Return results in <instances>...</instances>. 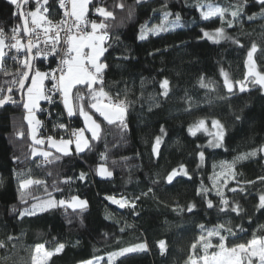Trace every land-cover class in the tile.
Segmentation results:
<instances>
[{
    "label": "trees",
    "instance_id": "16d2710c",
    "mask_svg": "<svg viewBox=\"0 0 264 264\" xmlns=\"http://www.w3.org/2000/svg\"><path fill=\"white\" fill-rule=\"evenodd\" d=\"M42 1L38 5L36 0H30L22 10H34L42 5L49 9L50 17L58 18L55 0H47L46 4ZM199 2L227 9L225 21L231 20L232 26L222 24L218 16L203 20L201 10L195 7L197 0H142L140 3L94 0L88 14L91 20L102 19L94 12L98 6L114 14L107 20L110 25L107 51L101 59L109 65L104 75L106 90L128 102L127 127L121 128L118 122L113 125L105 122L101 140L93 142L91 151L80 155L63 156L49 149L60 159L38 164V157L31 155L33 141L24 119L23 102L18 104L19 91L16 88L12 93L7 91L15 77L0 71L4 95H11L15 101L0 106V241L6 245L0 247V264H32L37 244H43L48 251L64 245L45 264H80L94 257L104 259L110 252L140 243L147 245L145 250L127 253L114 264H166L157 247L158 241L170 244L176 232L183 229L194 232L200 230V225L205 229L218 224L231 228L235 237L226 231L223 233L229 247L252 239L254 234L264 236V208L257 207L259 195L264 193V183L259 179L264 177V91L251 78L245 80V61L253 43L257 46L253 54L257 71L264 72L261 6L257 0H247L243 13L234 19L230 12L245 0ZM120 3L123 9L117 7ZM165 4L167 8L162 7ZM17 11L9 0H0V29L21 25L19 16L13 15ZM165 11L171 13L167 20ZM253 13L257 14L256 18L248 20ZM177 14L179 26L173 27L171 22L176 21ZM142 25L148 28L163 25L168 30L157 35L149 33L146 39L140 40ZM221 26L225 37L231 39L215 43L201 31L214 33ZM53 63V59L36 57L34 60L35 66L44 72ZM5 68L10 73L16 72L14 65L7 64ZM221 70L233 82L232 92L224 87ZM164 79L169 81L167 96L160 88ZM202 80L208 87H201ZM237 81L247 86L244 92L238 88ZM55 107L56 117L65 122L63 108ZM71 119L76 126H82L78 114ZM200 119L208 125L217 120L223 126L220 147L210 146L216 136L202 129L195 136L189 134V127ZM157 136L161 137V143L159 155L154 158L151 148ZM36 146L47 148L45 144ZM106 148V160L101 161L100 153ZM200 152L204 153L203 159ZM252 152L256 155H250ZM240 156L245 158L238 160ZM101 163L113 173L111 177L96 175ZM181 165L187 175H178L168 184L166 176L173 169L179 170ZM81 172L87 173L83 182L78 179ZM229 172L235 173L234 178ZM21 173L23 178L31 175L43 180L57 200L76 195L86 200L87 207L73 209L67 204L58 205L55 209L21 217L20 212L37 202L35 198H47L44 185L20 189ZM67 177L73 178L70 183L64 182ZM54 182L61 191H53ZM201 188L208 191L198 195ZM218 191L229 201L224 211H221L223 205ZM115 195L128 196L135 202L134 209L128 206L121 209L108 203L105 197ZM209 200L213 203L211 208L207 206ZM189 204L195 205L191 212L187 210ZM236 205L239 214L231 211ZM212 239L218 243L217 238ZM213 250L218 249H209V252ZM202 255V249L196 252L191 249L192 257Z\"/></svg>",
    "mask_w": 264,
    "mask_h": 264
},
{
    "label": "snow or ice",
    "instance_id": "6c2138e0",
    "mask_svg": "<svg viewBox=\"0 0 264 264\" xmlns=\"http://www.w3.org/2000/svg\"><path fill=\"white\" fill-rule=\"evenodd\" d=\"M94 0H59L60 7L64 10V19L60 22V29L63 32L61 36V31H54L53 29L56 25L53 21L49 20L42 13H47L48 8L42 5L35 10L23 11L20 10L22 5H27L30 0H9V3L14 5L16 9L20 10L14 12L13 15H18L21 25H17L12 29L11 37L6 36L3 29H0V71H3L5 75H13L15 78L9 82L7 91L12 93L14 88L18 86V90L23 96L26 90L27 99L23 101V107L27 111V115L24 119L28 124V134L33 141L31 155L33 157H43L45 163H52L54 160H59V156H53L51 151L38 149L36 145H44L45 140L43 138H37L38 128L41 125V121L36 119L34 112L40 109V101H48L49 103L55 102V96L58 94L62 98V104L64 110L67 112L69 117L74 115H79L82 119L81 127H68L61 123L58 125L60 129H64L68 135L65 139L61 137L56 140L53 136H48L47 147L49 149H55L57 153H61L63 156L80 155L86 150L91 151L94 147L93 142H98L102 138V126L105 122L108 125L119 124L121 128L127 127L125 117L128 107V102L125 99H121L119 95L113 97L110 91L105 88L104 75L105 70L109 67L101 57L107 51L106 41L108 39V28L110 25L107 23L108 18H113V11L108 10L105 7H95L94 12L100 19L99 22L96 20H88V14L90 6L93 4ZM142 2V0H137V3ZM39 5L40 0H36ZM47 3V0H44ZM257 3L261 6V13L259 14L261 18H264V0H257ZM247 0L244 4H239L235 6V10L230 12L232 18L239 17L246 7ZM70 6V7H69ZM117 7L123 9V3L117 5ZM162 7L167 8V5H162ZM195 7L201 9V18L205 21L209 20L211 17H219L222 24L226 22L229 27L232 26V21H225V13L227 9L216 7L211 4H202L197 0ZM207 9L206 11L203 9ZM132 12L129 11V16ZM171 13L165 11L164 19L167 20ZM257 14L248 16V20H254ZM30 18V19H29ZM180 16L177 14L176 21L171 22L172 26H179ZM47 25V26H45ZM90 26L91 31L88 30ZM43 29V37L45 45H51V52L53 55L60 56V60L57 67L50 69L48 72L41 71L34 64L36 57L42 54L47 57L48 49L43 50L36 48V45L40 43L41 34L37 32V29ZM168 28L160 25L148 28L146 25L141 26V32L139 35L140 40L147 38L148 34L157 35L159 32L167 31ZM204 37L213 40V42L218 43L220 40L229 38L224 35L223 26L216 28L215 32L205 31L201 29ZM22 32L24 37H27V44L23 43L21 37L18 35ZM52 32V36L49 33ZM6 40L10 43L6 44ZM61 40L65 47H58ZM233 43H239L233 40ZM5 47L15 49L17 53L24 52L25 58L21 61L18 56H13L12 59L21 65L17 67L15 73H10L7 68L4 67V58L6 53L4 51ZM242 47V45H241ZM33 48H36L35 54H33ZM257 46L255 43L252 44L251 49L247 52V59L245 61V67L247 71L245 72V80H248L249 76L255 77V83L258 84L262 89H264V73L257 71L256 63L253 60V54L256 52ZM221 76L224 77V87L229 91H233V82L228 78V74L221 70ZM45 80L51 83L50 88L45 87ZM240 84V91L244 92L246 87L240 81L236 82ZM86 91H82L80 87ZM169 81L164 79L160 82V88L163 89V95H168ZM201 87H208L207 84L201 81ZM75 90V91H74ZM0 106L5 105L7 102L12 101L11 95H4V88L0 86ZM15 102V101H12ZM213 127L218 129L216 135L215 143L210 141V146L220 147V140H222L224 135V128L219 121H212ZM205 121L200 119L197 124L190 126L188 131L190 135L195 136L196 132L204 128ZM164 129L161 128V132ZM90 134V135H88ZM20 135H23L20 133ZM74 138V139H73ZM161 143V137L157 136L155 142L152 144L151 152L152 155H159V146ZM74 144V152L70 145ZM106 152H101L99 159L101 161L106 160ZM201 159L204 157V153H199ZM250 155L255 156L256 152L250 153ZM244 156L237 157L238 160L244 159ZM115 163V162H113ZM234 163V162H233ZM39 166V165H38ZM229 169L232 165L228 166ZM96 174L100 177H111L112 172L104 166L103 163L99 164L96 168ZM187 175V171L181 165L180 169H173L166 177L167 182L171 184L176 176ZM21 179L19 182L20 189H28L33 185H44V192L46 193L45 199L35 198L36 203H33L30 208L24 209L20 212V216L24 215H36L40 212L48 211L49 209H55L58 205L65 206L67 204L70 208H85L87 207V202L80 199L76 195H72L70 202L65 199L57 200L53 197L52 192L48 191V187L43 180L34 179L29 175L27 178H23L24 174H20ZM229 175L234 178L235 173L229 172ZM87 178V173L81 172L78 179L83 182ZM191 178V177H189ZM72 177H67L65 183H70ZM212 179V178H210ZM262 183H264V177L259 178ZM227 183V179L224 180ZM248 183H253L249 181ZM53 191H61L57 184L54 182L52 185ZM236 191V189H230ZM243 191L244 189H240ZM151 191V189H149ZM207 189L201 188L198 190V195L202 192H207ZM220 196V202L223 205L221 211H224L229 206V201L224 198L223 192L217 193ZM21 201L24 200L23 193L21 194ZM112 204L118 205L119 208L123 209L126 206H130L134 209L135 202H130L127 199L120 198L117 199L115 196H106ZM139 199V198H137ZM209 208L213 207L211 200L207 202ZM195 205L189 204L187 206L188 212H191ZM258 208H264V193L259 195ZM231 211L237 212L239 214V206H233ZM200 235L192 243L191 247L194 252L198 249H202L203 255L192 257L190 256L188 264H264V236L253 235V238L247 240L243 243H236L232 246H227V237L223 234L225 231L230 235L235 237V232L231 228H226L223 224H218L210 229H205L203 225H200ZM206 231V235H205ZM212 238H217L218 243H214ZM12 237H9V241ZM158 245L163 252L165 249V241H158ZM0 247H6L4 241H0ZM147 245L145 243L136 244L131 247L120 248L117 251L108 253L107 264H114L117 258L124 256L130 252H136L140 250H145ZM64 248L63 244H59L55 251H46L43 244H37L34 249V254L32 255V264H45V262L55 254L60 253ZM209 249H218L209 252ZM102 258L94 257L93 259L82 261L81 264H100Z\"/></svg>",
    "mask_w": 264,
    "mask_h": 264
},
{
    "label": "built area",
    "instance_id": "2783aa9c",
    "mask_svg": "<svg viewBox=\"0 0 264 264\" xmlns=\"http://www.w3.org/2000/svg\"><path fill=\"white\" fill-rule=\"evenodd\" d=\"M55 2H56V5H57V8L59 10V17L58 18L54 19V18L50 17L48 12L47 13H42V14L44 16H46L49 20L53 21V24L56 25V27L53 29V32L54 31H61V36H63V32L60 29L59 25H60V22L62 20L67 19V18H65L63 16V11L64 10L60 7L59 0H55ZM15 10L17 11L18 9L15 8ZM87 18H88L89 21H91V18H90L89 15H88ZM45 26H47V25H45ZM13 28L14 27L11 26V27H8L6 30H4L6 36L11 37ZM88 30L91 31L90 26L88 27ZM37 32H39L41 34V37H40V43L36 45V48H39L41 50H43L45 48L48 49L47 57H45L43 54L41 56H39V57L43 58V59H46V60L47 59H53L54 63H53V66L50 69H54V68L57 67V64H58V62L60 60V56H56V55L52 54L51 45L50 44L45 45L44 37H43V29L42 28L41 29H37ZM52 34L53 33L50 32L49 36L51 37ZM18 35L21 37L23 43H25V45H26L27 37H24L21 32H19ZM8 43H10V41L6 40V44H8ZM58 47H65L64 44H63V40H61V43H60V45H58ZM36 48H33L34 54H35ZM4 51L6 53V56H5L4 61H3L4 67H6L7 64L14 65L16 67L15 68V71H16L17 67H20L21 65H18L12 59V57L13 56H18L19 59L22 61L25 58L24 52L17 53L15 49H11L9 47H5ZM45 87L46 88H50L51 87V83L48 80H45ZM113 97H115V96H113ZM61 101H62V98L57 94L55 96V102L54 103H49L48 101H43L42 100V102L40 104V109H42V110L35 111V113L37 114V119L41 121V125L38 128L37 135H38L39 138H43L45 140V143L47 142L46 138L48 136H50V135L53 136L56 140H59L61 137H64L65 139L68 138V135L65 132V130L64 129H60L58 127V125L61 124V123L65 124L66 126H68L70 128L71 127H76V128L81 127L80 125L76 126L75 123L73 122L74 120L71 119L70 117H68L67 115H66V121L65 122L64 121H60L56 117L57 110H56L55 106L59 105L61 108H63ZM38 164H45L43 157L38 158ZM63 199L68 200L69 196H64Z\"/></svg>",
    "mask_w": 264,
    "mask_h": 264
},
{
    "label": "rangeland",
    "instance_id": "374dc122",
    "mask_svg": "<svg viewBox=\"0 0 264 264\" xmlns=\"http://www.w3.org/2000/svg\"><path fill=\"white\" fill-rule=\"evenodd\" d=\"M43 1H42V3H43ZM213 6H215V5H213ZM38 7H40V6H38ZM216 7H218V6H216ZM203 10L206 11L207 9L205 8ZM170 28H173V27L170 26ZM262 73H264V72H262ZM249 78H251L254 81L256 79L253 76H249ZM244 86H245V84H244ZM245 87H247V86H245ZM238 88L240 89V84H238ZM263 91H264V89H263ZM26 99H27V93L25 90V93L23 95V101ZM26 115H27V111L25 110V116ZM34 115L37 119V114L35 112H34ZM202 130L210 133L212 136L213 135L216 136L217 132H218V129L213 127L212 122H210L209 125L205 123V126H204V128H202ZM37 138H39V137L37 136ZM37 148L43 149V147H37ZM46 151H49V148ZM98 177H100V176H98ZM101 178H104V177H101ZM115 197L117 199H120V198L127 199L130 202V204H131V202H133L128 196H125V195H122V196L121 195H115ZM80 199H82V198H80ZM83 200H85V199H83ZM67 201L70 202V199ZM107 201H108V203L112 204L109 200H107ZM114 206L119 208L118 205L114 204ZM128 207H130V206H128ZM77 208H79V207H77ZM199 235H200V230H197L194 232L190 231L189 229L180 230L171 236L170 244L165 243V249L163 252L161 251V248L159 247V245L157 243V247L159 249V252L165 257L166 264H177V263L188 264L189 258L191 256V249H192L191 245ZM205 235H206V231H205ZM46 251H48V250H46ZM33 254H34V251H33ZM107 258H108V255L104 259L102 258L100 261V264H107Z\"/></svg>",
    "mask_w": 264,
    "mask_h": 264
},
{
    "label": "water",
    "instance_id": "95a60500",
    "mask_svg": "<svg viewBox=\"0 0 264 264\" xmlns=\"http://www.w3.org/2000/svg\"><path fill=\"white\" fill-rule=\"evenodd\" d=\"M23 6L24 5H22V8L20 9V10H22L23 9ZM19 10V11H20ZM20 24H21V27H22V22L20 21ZM26 44H27V42H26ZM33 54H34V52H33ZM16 89L18 90V86L16 87ZM19 91V90H18ZM22 102H23V98H22V95H21V92L19 91V101H18V104H22ZM81 121H82V119H81ZM83 123V122H82ZM159 149H160V146H159ZM154 156V158H157L158 156H155V155H153ZM167 177V176H166ZM178 176H176L175 177V179L177 178ZM174 179V180H175ZM165 180H166V182H167V179L165 178ZM173 180V181H174ZM168 183V182H167ZM169 184V183H168Z\"/></svg>",
    "mask_w": 264,
    "mask_h": 264
},
{
    "label": "crops",
    "instance_id": "0c3cea01",
    "mask_svg": "<svg viewBox=\"0 0 264 264\" xmlns=\"http://www.w3.org/2000/svg\"><path fill=\"white\" fill-rule=\"evenodd\" d=\"M97 22H99V21H97ZM107 41H108V39H107ZM106 41V42H107ZM40 103H41V101L39 102V105H40ZM62 106H63V104H62ZM63 110H64V108H63ZM64 112L66 113V115H67V112L64 110ZM68 116V115H67ZM37 147V146H36ZM38 147H40V146H38ZM46 147H47V143H46ZM70 147H71V149L74 151V144L73 145H70ZM48 148V147H47ZM47 148H44L43 147V150H47ZM53 150H55V149H53Z\"/></svg>",
    "mask_w": 264,
    "mask_h": 264
},
{
    "label": "bare ground",
    "instance_id": "6f19581e",
    "mask_svg": "<svg viewBox=\"0 0 264 264\" xmlns=\"http://www.w3.org/2000/svg\"><path fill=\"white\" fill-rule=\"evenodd\" d=\"M58 133V132H57ZM113 205V204H112Z\"/></svg>",
    "mask_w": 264,
    "mask_h": 264
}]
</instances>
